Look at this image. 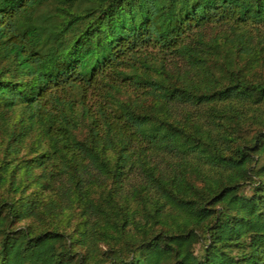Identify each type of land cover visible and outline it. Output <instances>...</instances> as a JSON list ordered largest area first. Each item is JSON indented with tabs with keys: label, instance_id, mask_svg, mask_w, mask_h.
Masks as SVG:
<instances>
[{
	"label": "trees",
	"instance_id": "trees-1",
	"mask_svg": "<svg viewBox=\"0 0 264 264\" xmlns=\"http://www.w3.org/2000/svg\"><path fill=\"white\" fill-rule=\"evenodd\" d=\"M0 264H264V0H0Z\"/></svg>",
	"mask_w": 264,
	"mask_h": 264
}]
</instances>
